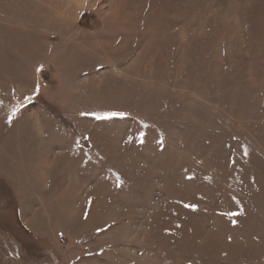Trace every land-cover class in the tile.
<instances>
[{
	"label": "rangeland",
	"instance_id": "obj_1",
	"mask_svg": "<svg viewBox=\"0 0 264 264\" xmlns=\"http://www.w3.org/2000/svg\"><path fill=\"white\" fill-rule=\"evenodd\" d=\"M0 264H264V0H0Z\"/></svg>",
	"mask_w": 264,
	"mask_h": 264
},
{
	"label": "snow or ice",
	"instance_id": "obj_2",
	"mask_svg": "<svg viewBox=\"0 0 264 264\" xmlns=\"http://www.w3.org/2000/svg\"><path fill=\"white\" fill-rule=\"evenodd\" d=\"M42 70H43L42 68H38V69H37V71H42ZM39 91H40V89H39V86L37 85L36 88H35V94H39ZM32 99H33L32 96H27V97H25V100H26V101H29V102H30ZM19 107H23V105H20ZM16 111H19V108H17ZM14 114H15V113H14ZM111 115H123V113H111ZM8 122L11 123L12 121L9 120ZM245 155H247V152H246V151H245ZM185 207L191 208V209H193V210H196V209H197V205H194V204H192V205H185Z\"/></svg>",
	"mask_w": 264,
	"mask_h": 264
}]
</instances>
